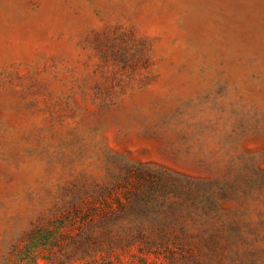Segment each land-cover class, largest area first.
I'll use <instances>...</instances> for the list:
<instances>
[{
	"label": "rangeland",
	"instance_id": "374dc122",
	"mask_svg": "<svg viewBox=\"0 0 264 264\" xmlns=\"http://www.w3.org/2000/svg\"><path fill=\"white\" fill-rule=\"evenodd\" d=\"M0 264H264V0H0Z\"/></svg>",
	"mask_w": 264,
	"mask_h": 264
},
{
	"label": "trees",
	"instance_id": "16d2710c",
	"mask_svg": "<svg viewBox=\"0 0 264 264\" xmlns=\"http://www.w3.org/2000/svg\"><path fill=\"white\" fill-rule=\"evenodd\" d=\"M204 241H213L215 242L216 240L218 241L219 240V237L215 234V233H212V234H209L207 236H204Z\"/></svg>",
	"mask_w": 264,
	"mask_h": 264
}]
</instances>
